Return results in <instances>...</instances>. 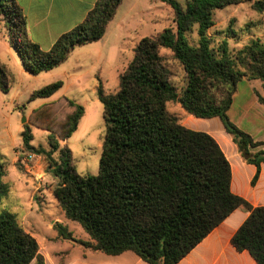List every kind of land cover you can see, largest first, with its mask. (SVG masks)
<instances>
[{
  "label": "trees",
  "instance_id": "16d2710c",
  "mask_svg": "<svg viewBox=\"0 0 264 264\" xmlns=\"http://www.w3.org/2000/svg\"><path fill=\"white\" fill-rule=\"evenodd\" d=\"M175 14V27L137 43L134 56L119 77L118 91L97 95L104 108L106 134L98 175H79L71 153L61 148L78 129L85 109L62 97L33 110L32 125L49 132V149L30 144L26 150L47 160V172L57 181L53 195L68 220L80 224L93 242L76 240L61 224L62 239L117 256L132 252L148 264H178L236 209L249 216L232 238L240 252L248 251L264 264V207H253L231 191L232 170L217 141L182 125L169 112L177 103L195 118L218 117L242 158L256 167L255 184L264 164V143L241 131L228 117L236 87L243 79L261 80L264 87V40L252 37L241 49L227 39L217 46L208 35L218 10L242 3L264 16V0H162ZM122 0H97L85 20L44 51L28 35L26 17L16 0H0L4 22L24 61L37 75L65 62L79 46L100 41ZM196 30L197 40H191ZM168 52L169 55H165ZM172 60L185 74L184 85L173 82ZM10 76L0 63V89L10 91ZM61 81L33 92L30 100L49 98ZM262 102L263 99L260 98ZM65 103L64 120L59 108ZM62 111V110H61ZM59 152V159L54 155ZM0 162V196L8 193ZM37 240L8 212L0 213V264H45Z\"/></svg>",
  "mask_w": 264,
  "mask_h": 264
},
{
  "label": "rangeland",
  "instance_id": "374dc122",
  "mask_svg": "<svg viewBox=\"0 0 264 264\" xmlns=\"http://www.w3.org/2000/svg\"><path fill=\"white\" fill-rule=\"evenodd\" d=\"M176 1L183 7L186 5L185 0ZM174 20V11L162 0H122L115 19L107 25L104 40L78 48L59 66L37 75L25 71L24 61L13 44L10 31L4 22H0V63L8 70L11 87L8 93L0 89V162L7 171L2 182L8 187V193L0 196V213L8 212L15 216L24 229L39 240L57 233L49 228V223L62 215V209L50 200L46 204L35 206H30L27 202L31 200L28 194L32 187L27 183L30 175L25 172L23 159L33 152L24 148L23 133L28 126L33 137L30 144L46 149H49L50 134L32 125V111L61 96L82 105L86 116L82 118L76 132L68 140L61 142V148L70 151L72 165L79 175H98L106 134L104 108L98 99V89L101 87L107 95L116 93L119 77L132 60L139 40L175 27ZM196 30L195 28L190 36L193 42L197 40ZM208 35L214 40V45L217 46L227 39L230 49L237 51L254 36L264 40V16L257 14L249 3L229 6L216 12L215 24ZM164 53L169 55L168 52ZM167 62L173 71L174 84L181 88L185 81L183 70L172 60ZM58 81L63 86L51 98L30 100L34 91ZM65 106V103L58 106L60 120H64ZM167 109L184 121L179 104L169 103ZM39 157L41 159L35 164L38 167L36 171L41 170L38 178L41 191L36 193L37 203H41L42 199L46 200L45 194L41 192L52 187V177L47 172V160L43 156ZM59 157L57 152L54 158L57 160ZM13 163L18 166L16 174L12 168ZM36 171L34 176L40 175ZM67 223L74 238H90L79 223L71 220H67ZM44 242H41L43 246ZM69 244L70 241L66 240L60 246L67 248Z\"/></svg>",
  "mask_w": 264,
  "mask_h": 264
},
{
  "label": "crops",
  "instance_id": "0c3cea01",
  "mask_svg": "<svg viewBox=\"0 0 264 264\" xmlns=\"http://www.w3.org/2000/svg\"><path fill=\"white\" fill-rule=\"evenodd\" d=\"M16 1L26 17L29 38L38 44L44 51H48L63 34L73 30L85 20L87 14L93 9L97 0ZM106 35L107 29L104 37L100 41L104 40ZM97 42L86 45H93ZM86 45L79 46L74 49V51ZM62 97L65 96H61L55 101ZM260 98L264 101L263 82L261 80L243 79L236 87L232 105L228 110V117L241 131L250 135L255 141L264 143V102H262ZM51 102L54 101H49L47 103ZM182 113L184 121L181 120V122L184 127L193 131H201L209 134L221 147L232 170V193L246 200L253 207H264V164L262 165L257 182L253 184L252 181L256 175L257 169L254 165L247 163L242 158L238 147L234 143L231 135L226 131L220 118H195L188 115L183 109ZM85 116L86 111L84 117ZM81 123L82 120L79 125H81ZM17 167L18 166L13 163L12 168L16 171L15 174L18 173ZM37 168L35 167L34 171L29 173L24 165L25 172L30 175V179L27 183L32 187L28 194V196H30L29 199H31L27 201L28 204L30 206H35L37 204L42 205L50 200V202H53L55 206L60 208L53 195V191L57 186V181L51 175L52 187L41 192L45 194L46 200L44 201V199H42L40 200L41 203H37L36 193H40L41 191V184L38 180L41 176V170H37L40 172V175L36 174L37 176H34ZM5 176L3 178H5ZM28 185L26 184V186ZM61 211L63 216L56 217L49 223V228L53 231H57L54 227L57 223L68 229V219L64 211ZM248 216L249 212L247 210L243 208L236 209L178 264H258L248 251L240 252L232 244L233 236L246 221ZM32 236L39 244V252L43 256L45 264H148L132 252L110 256L102 252L93 251L75 241H70V246L63 248L60 244L66 241V239H62L58 231L52 234V236L45 237L42 240L37 239L34 235ZM76 240L93 242L90 238ZM42 241H45L44 246L41 243Z\"/></svg>",
  "mask_w": 264,
  "mask_h": 264
},
{
  "label": "built area",
  "instance_id": "2783aa9c",
  "mask_svg": "<svg viewBox=\"0 0 264 264\" xmlns=\"http://www.w3.org/2000/svg\"><path fill=\"white\" fill-rule=\"evenodd\" d=\"M40 157L34 153H28V155L23 159V164L27 168L28 172L31 173L35 169V164L38 163Z\"/></svg>",
  "mask_w": 264,
  "mask_h": 264
},
{
  "label": "water",
  "instance_id": "95a60500",
  "mask_svg": "<svg viewBox=\"0 0 264 264\" xmlns=\"http://www.w3.org/2000/svg\"><path fill=\"white\" fill-rule=\"evenodd\" d=\"M25 121V118H23V122Z\"/></svg>",
  "mask_w": 264,
  "mask_h": 264
}]
</instances>
